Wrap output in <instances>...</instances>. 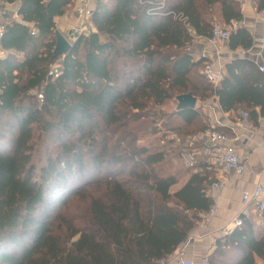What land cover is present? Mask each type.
I'll list each match as a JSON object with an SVG mask.
<instances>
[{
    "label": "trees",
    "instance_id": "16d2710c",
    "mask_svg": "<svg viewBox=\"0 0 264 264\" xmlns=\"http://www.w3.org/2000/svg\"><path fill=\"white\" fill-rule=\"evenodd\" d=\"M1 1L18 3L20 18L2 22L0 264H153L173 254L212 204L206 191L214 170L203 154L193 166L179 165L172 139L168 149L138 141L209 128L200 109H168L188 92L200 101L215 96L223 111L247 110L258 126L264 71L236 57L214 87L190 52L196 36L209 37L214 19L242 22L238 1L96 0L94 30L57 57L54 18L73 1ZM252 2L264 10V0ZM228 44L250 49L254 38L237 25ZM57 60L58 76L48 77ZM75 199L85 205L72 218L66 209ZM240 219L216 239L207 264L264 260V213L261 225L248 214Z\"/></svg>",
    "mask_w": 264,
    "mask_h": 264
},
{
    "label": "crops",
    "instance_id": "0c3cea01",
    "mask_svg": "<svg viewBox=\"0 0 264 264\" xmlns=\"http://www.w3.org/2000/svg\"><path fill=\"white\" fill-rule=\"evenodd\" d=\"M72 1L73 4L68 5V11L65 14L54 18L56 31L62 33L70 43L73 38L70 37L69 31L72 30L76 17L74 10L75 1ZM17 9L18 3L9 4L0 0V24L11 18L19 19L20 16L17 14ZM240 9L243 14V20L237 25L246 28L252 34L254 44L247 56L241 57L238 55L240 48L230 49L229 40L221 43L220 67L222 75L225 73L226 63L233 58H247L255 62L257 66L264 61L262 56L264 19L260 18V13L256 11L255 4L252 1H249L244 6L240 4ZM201 38L195 37L192 42L190 52L194 59H198L203 49L204 44ZM175 107L177 108V101L173 104V108ZM194 109L202 111L204 121L209 127H215L230 138L228 142L236 146L240 151L245 165L241 174H234L233 172L221 173L213 167L214 180L212 182L220 181L222 182V187L219 191L211 190L210 192L206 191V193L211 199L214 197L217 199V211L210 217L208 222L203 220L199 222L189 233L186 240L173 252V254L180 253L184 259L194 260L195 264H200L199 260L203 257L207 258V255L213 251L216 239L229 234L236 227H234V221L244 208L241 202L242 193L244 191L252 192L257 184H264V117L259 118L258 126H253L252 135H248L246 132L233 127L238 110L241 108L223 111L216 97L212 96L205 101H200L197 98ZM187 178L188 174L174 184L170 191L174 192L179 189ZM254 206L253 202L249 204L247 214L256 225H261V219L257 218L253 212ZM259 262L260 260L258 259L257 264ZM167 264H178L177 256L173 255Z\"/></svg>",
    "mask_w": 264,
    "mask_h": 264
},
{
    "label": "built area",
    "instance_id": "2783aa9c",
    "mask_svg": "<svg viewBox=\"0 0 264 264\" xmlns=\"http://www.w3.org/2000/svg\"><path fill=\"white\" fill-rule=\"evenodd\" d=\"M75 10V23L72 28L73 33L77 36L88 33L94 30L91 18L93 15V9L96 0H74ZM242 6L246 5L252 0H236ZM260 16L264 19V10L260 12ZM184 21V20H183ZM186 27L188 24L184 21ZM237 23L233 22L232 27L225 26L223 23L214 21L211 27L209 37H199L203 40V49L198 58L203 60L202 74L205 79L211 83L214 87L218 86L221 80V50L220 44L229 40L232 28H236ZM4 33V25L0 24V58L4 56V51L1 47V38ZM250 49H240L238 55L241 57L247 56ZM260 71H264V62L258 66ZM60 69L50 68L48 70V77H57ZM37 99L39 104L43 102L42 89L37 92ZM233 127L238 130L246 132L248 135H252L253 125L250 121L249 112L244 109L238 110L236 120L233 122ZM169 139H172L175 144L180 146V154L185 162L189 166H193L196 161V154H203L206 162L216 168L221 173L233 172L234 174H241L244 171L245 165L242 154L236 146L230 144L228 141L230 138L223 132L219 131L215 127H209L204 130L194 132L187 135L184 138L179 137L173 132H169ZM196 145H200L199 148H195ZM222 187V182H212L208 187L207 192L211 190L219 191ZM212 204L209 210L204 214L203 221L208 222L210 217L217 211V199L214 197L211 199ZM241 202L243 205L242 213L234 221V227L241 225L240 215L247 214V207L251 202L254 203L253 212L257 218H261L264 213V184H257L252 192H243L241 195ZM175 255L178 258V264H195L194 260L184 259L180 254H171L169 256L156 260L153 264H167L168 260ZM200 264H207V258L203 257L199 260ZM259 264H264V260Z\"/></svg>",
    "mask_w": 264,
    "mask_h": 264
},
{
    "label": "rangeland",
    "instance_id": "374dc122",
    "mask_svg": "<svg viewBox=\"0 0 264 264\" xmlns=\"http://www.w3.org/2000/svg\"><path fill=\"white\" fill-rule=\"evenodd\" d=\"M71 9V8H70ZM261 18V17H260ZM262 19V18H261ZM214 21H218V22H221L219 19H214ZM50 68H57L59 69V61L57 60L53 65H51ZM39 91V90H38ZM37 91V92H38ZM36 92V94H37ZM37 96V95H36ZM38 101V99H37ZM42 104V103H41ZM173 104H175V102H173V100H171V102L169 103L170 107H168V109H172L173 108ZM38 105L39 102H38ZM172 107V108H171ZM169 132L168 131H162L161 133H159L158 135L156 136H150V137H147V138H144L140 141H138V144H142V145H147V146H152L156 144L160 145L162 148L164 149H168L169 148V145L165 144V141L169 139ZM158 138V139H157ZM34 150H33V155H34V160L36 161V163H42L43 162V158H39L41 157L40 156V149L41 148H38L39 147V141L37 139L34 140ZM177 163L180 165L181 163L184 164L185 162L184 161H179L177 160ZM181 164V165H182ZM84 205H85V202H82L80 199L78 200H74L72 201V203H70L69 207H67L66 211L70 214V216L72 218L76 217L79 213L82 214V211H84ZM78 237L75 236L72 238V241L73 240H76Z\"/></svg>",
    "mask_w": 264,
    "mask_h": 264
},
{
    "label": "water",
    "instance_id": "95a60500",
    "mask_svg": "<svg viewBox=\"0 0 264 264\" xmlns=\"http://www.w3.org/2000/svg\"><path fill=\"white\" fill-rule=\"evenodd\" d=\"M69 33L71 38L77 37V35L73 33V30L69 31ZM55 38L56 43L53 50V55L55 57L59 55H65L71 48L72 44L59 31H55ZM175 99L177 101V109H194L197 101V98L190 92L178 94Z\"/></svg>",
    "mask_w": 264,
    "mask_h": 264
}]
</instances>
